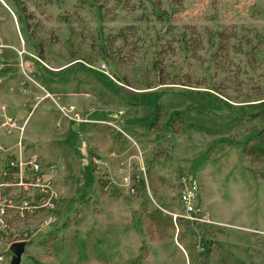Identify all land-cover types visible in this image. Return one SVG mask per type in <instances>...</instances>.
I'll use <instances>...</instances> for the list:
<instances>
[{
    "label": "rangeland",
    "instance_id": "1",
    "mask_svg": "<svg viewBox=\"0 0 264 264\" xmlns=\"http://www.w3.org/2000/svg\"><path fill=\"white\" fill-rule=\"evenodd\" d=\"M155 1L0 0V264H264V0Z\"/></svg>",
    "mask_w": 264,
    "mask_h": 264
},
{
    "label": "trees",
    "instance_id": "2",
    "mask_svg": "<svg viewBox=\"0 0 264 264\" xmlns=\"http://www.w3.org/2000/svg\"><path fill=\"white\" fill-rule=\"evenodd\" d=\"M107 0H92L93 3H95L97 5V9L99 11V13L103 10V8L108 4L106 2ZM112 1H115V5H124L123 7L125 6H130V1L131 0H122V3H121V0H112ZM152 7H154L153 9V12L155 13H158L157 16L159 17V19H162V16L166 13L165 10H162L161 9V2L160 0H157L155 2H150ZM132 9V7L130 8ZM127 28H131V27H123L121 28L117 34L115 35L116 37H120L122 40H124L126 38V29ZM154 67V66H153ZM158 69L157 71V79H156V82L157 84H181V85H186V86H198L200 85V83L198 82H191V81H185V80H176L175 76H172V78L169 80L164 74V68L163 67H158V66H155V70ZM228 77H232L233 80L231 81L233 83L234 78L237 77V74H232ZM153 84V82H149L147 84V87H151ZM219 85V88H220V84ZM227 86H224V88H226ZM259 89L260 91L258 90L257 92V96L258 98L255 99V100H260V99H264V86H259ZM180 112H176L174 115H172V117H170V120L168 121V124H172L174 122L175 119L178 118V115H179ZM241 153L243 156L245 157H248L249 158V161L251 163H254V162H259V161H262L264 160V129H256L254 131V133L248 137L246 143L242 146V149H241ZM261 178L264 179V174H261ZM152 219L154 221H158V220H161V212L159 209H154L153 211H151L150 213ZM163 221H167V220H163ZM168 221L171 223V217L168 218Z\"/></svg>",
    "mask_w": 264,
    "mask_h": 264
},
{
    "label": "built area",
    "instance_id": "3",
    "mask_svg": "<svg viewBox=\"0 0 264 264\" xmlns=\"http://www.w3.org/2000/svg\"><path fill=\"white\" fill-rule=\"evenodd\" d=\"M8 122H5L7 124ZM27 167L29 168V172L27 174H18L16 176L15 181H11L9 185H14V187L22 189L23 192L25 190H28L32 187H37L38 190H36L38 199L41 200V202L47 200L48 197L52 198L55 193L50 192L51 188H49L48 184H45L41 181V166L40 163L37 161L29 160ZM17 167V164L11 163L8 165L4 170L5 173L3 177H6L9 173V171H13ZM195 194V190L193 186H187L186 188H183L181 195H180V201L184 206V216L189 218L193 222H204L209 223L208 215L204 214L203 212H200L199 210L195 209L192 200L193 196ZM25 196V195H24ZM53 199V198H52ZM46 202V201H45ZM44 206H50L52 207V203L46 202ZM37 207V206H36ZM35 207V208H36ZM23 208V207H22ZM34 210V209H33ZM24 241H26V238H23Z\"/></svg>",
    "mask_w": 264,
    "mask_h": 264
},
{
    "label": "water",
    "instance_id": "4",
    "mask_svg": "<svg viewBox=\"0 0 264 264\" xmlns=\"http://www.w3.org/2000/svg\"><path fill=\"white\" fill-rule=\"evenodd\" d=\"M9 250L11 252V259L8 264H20L21 256L25 250V241H15L10 243Z\"/></svg>",
    "mask_w": 264,
    "mask_h": 264
}]
</instances>
